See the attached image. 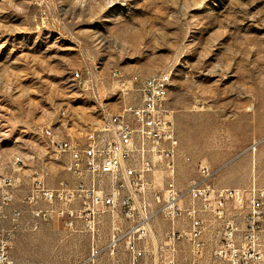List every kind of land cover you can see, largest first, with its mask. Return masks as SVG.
<instances>
[{
	"label": "rangeland",
	"instance_id": "374dc122",
	"mask_svg": "<svg viewBox=\"0 0 264 264\" xmlns=\"http://www.w3.org/2000/svg\"><path fill=\"white\" fill-rule=\"evenodd\" d=\"M75 71L86 84L73 80ZM163 72L171 73L178 187L198 178L197 163L218 170V187H246L253 177L264 187V143L254 163L243 153L264 136V0H0V175L25 160L13 264H83L92 234L105 243L107 213L94 232L85 221L69 228L64 218L25 226L35 207L21 200L36 173L45 170L49 187L71 182L67 157L43 131L81 139L101 106L119 113L139 103L131 78ZM116 262L126 264L123 249Z\"/></svg>",
	"mask_w": 264,
	"mask_h": 264
},
{
	"label": "built area",
	"instance_id": "2783aa9c",
	"mask_svg": "<svg viewBox=\"0 0 264 264\" xmlns=\"http://www.w3.org/2000/svg\"><path fill=\"white\" fill-rule=\"evenodd\" d=\"M114 76L125 86L121 73ZM73 77L86 84L79 71ZM130 83L140 100L127 104L125 115L101 106L97 122L85 124L81 139L43 131L48 146L67 157L64 168L71 182L60 180L49 187L45 170L36 173L21 200L35 207L25 226L38 230L44 222L64 218L69 228L85 221L94 232L96 218L110 214L107 240L101 245L92 234L83 264H100L104 256L115 262L121 249L126 264H264V187L255 177L246 187H218V170L197 163L198 178L179 188L169 74L131 78ZM262 143L264 136L243 152L252 155L253 163ZM184 160L191 163L189 157ZM24 167L22 159L13 173L0 175V264H13L10 253L23 214L16 201ZM160 223L165 227H158Z\"/></svg>",
	"mask_w": 264,
	"mask_h": 264
},
{
	"label": "bare ground",
	"instance_id": "6f19581e",
	"mask_svg": "<svg viewBox=\"0 0 264 264\" xmlns=\"http://www.w3.org/2000/svg\"><path fill=\"white\" fill-rule=\"evenodd\" d=\"M161 74H169V82H170V84H171V73H169V72H163V73H161ZM161 74H159V75H157V76H154V77H149V78H156V77H159ZM140 78H141V77L136 76V77H134L133 79H140ZM73 80L77 81V80H79V79H76V78L73 77ZM167 98H168V91H167ZM125 111H127V105H125V106L121 109V111L118 113V115H125ZM96 122H97V118H95V120L90 121V122H88V123H96ZM20 160H22V159H18V161H16V163L20 162ZM16 163H15V164H16Z\"/></svg>",
	"mask_w": 264,
	"mask_h": 264
},
{
	"label": "crops",
	"instance_id": "0c3cea01",
	"mask_svg": "<svg viewBox=\"0 0 264 264\" xmlns=\"http://www.w3.org/2000/svg\"><path fill=\"white\" fill-rule=\"evenodd\" d=\"M77 222H78V221H77ZM77 222H76V223H77ZM88 256H89V253H88ZM88 256H87V258H88ZM119 256H120V254H119ZM119 256H118L117 258H119ZM107 257H108V256H107ZM87 258H86V259H87ZM86 259H85V260H86ZM108 259H110V258H108ZM84 262H85V261H84ZM109 262H110L111 264H116V263H117L116 261H115V262H112L111 260H110Z\"/></svg>",
	"mask_w": 264,
	"mask_h": 264
}]
</instances>
